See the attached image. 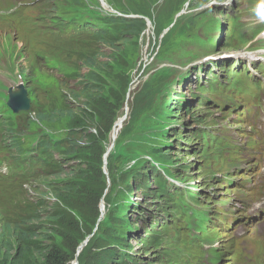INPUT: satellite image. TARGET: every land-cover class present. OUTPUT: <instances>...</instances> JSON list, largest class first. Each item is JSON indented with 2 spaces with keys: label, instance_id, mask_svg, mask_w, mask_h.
Segmentation results:
<instances>
[{
  "label": "trees",
  "instance_id": "trees-1",
  "mask_svg": "<svg viewBox=\"0 0 264 264\" xmlns=\"http://www.w3.org/2000/svg\"><path fill=\"white\" fill-rule=\"evenodd\" d=\"M132 1L134 2L127 0L128 5L122 6L120 11L125 14H144L150 18V7L157 0H149L150 5L144 8L138 6H143L147 0H139L140 3L134 2V5ZM177 3V0H172V4L166 6L165 3L161 6H166L167 13L159 12L155 18L154 26L158 36L171 24L174 15L179 11L174 6ZM85 7L83 0H63L59 5V16H53L57 7L51 8L48 13L49 20L59 31L49 32L53 43L50 54L59 56L58 69L62 77L59 81L54 75L46 72L45 82L40 86L43 88L41 98H38L34 88L30 89V110L17 114L9 112L8 119L4 122L8 132L7 148L11 155L8 162L11 165V173L0 176V264H68L75 258L78 246L86 238L87 242L77 256V264H123V261L125 264H139L131 261L134 255L126 253L130 246L125 236L130 227L121 216L122 204L112 205L110 199L109 203L114 209L110 211L105 223H97L100 202L107 195L103 174L105 143L114 121L119 117L118 111L129 77L124 70L123 77L114 76L112 82L103 78L98 71H104L105 66H100L104 62L97 59L99 52L95 46L102 40L117 36V42L105 41V44L114 47L120 42L126 43L129 39L136 43L135 39H138L146 25L143 19L103 17L95 14L99 23L94 24L91 29H84L85 34L81 36V31L70 30H73L77 23H81L80 28L89 24L82 12ZM179 20L163 36L166 42L177 29L185 34L190 26L193 27L191 21V24H177ZM80 46L94 52L87 56L88 51L86 56L80 59L81 64L88 68L81 75L75 71L73 63ZM114 49L115 52L120 50L117 47ZM133 56L136 58L135 54ZM53 67L55 64L50 60L48 68ZM79 68L78 65L76 70ZM112 72L114 73L113 69ZM86 74L91 76L87 77ZM158 75H154L151 81H156ZM36 79L39 87V78ZM59 85L67 90L73 100L75 99V107L67 101L61 90L58 94L55 92ZM155 86L150 82L146 83L142 94L136 97L132 113L129 114V125L122 131L116 148L121 155L112 154V161L119 158L124 164L144 154L155 159L162 156L166 149L163 144V139L167 137L166 130L162 126L154 128L153 124H146L143 119V104L148 99L153 102V97L158 93ZM64 118V127L58 128L54 125ZM158 118L159 115H156V119ZM143 135H147L146 140L140 139ZM62 138L63 140H60ZM124 140L130 142L128 148L122 150ZM72 161L78 164L65 169L63 164ZM113 170L118 175L113 185L117 181L126 183L128 179L137 180L140 189L149 190L150 198L156 200L153 196L157 188L143 187L144 182L149 179V173L155 172L149 162L138 160L123 180L119 178V168L113 167ZM143 178L144 182H141ZM25 186L37 195L35 202L26 197L29 194ZM132 188L137 189L135 186ZM49 194L54 198L52 203L44 199ZM158 197L160 198V194ZM167 203L169 199L164 197L161 203L154 205L156 211H164ZM87 227L89 230H86ZM151 233L152 231L147 232L148 237ZM155 244L149 247H156Z\"/></svg>",
  "mask_w": 264,
  "mask_h": 264
},
{
  "label": "rangeland",
  "instance_id": "rangeland-1",
  "mask_svg": "<svg viewBox=\"0 0 264 264\" xmlns=\"http://www.w3.org/2000/svg\"><path fill=\"white\" fill-rule=\"evenodd\" d=\"M18 1L19 0H5L4 6H0V114L2 116H6V112L3 108L4 103L6 104L7 100L6 90L8 87H15L18 83V73L16 70L19 67H21L23 71L33 72L35 75H38L39 78L42 77L39 65L35 61L36 54L44 56L42 44L40 42L41 40H34L31 38V34H33L35 30L39 31L41 39L43 36L40 24H38L33 18L35 14L39 13V10L26 9L24 11V6L18 7ZM196 1L197 0H193L190 3L189 8H191L192 5L193 7L198 6L194 5ZM201 1L205 3L204 7L210 8L212 12H214L212 7L215 3V9L219 8L224 14L227 12L239 13V15L243 17L242 22L244 24L249 27L253 26V22L250 20V8L252 6L250 0H233L232 2H230V0H199V2ZM88 2L89 6L84 10L85 13L99 11L95 0H90ZM110 2L116 7L118 4L121 6L128 5L127 0H110ZM134 2L137 4L140 3L139 0H134ZM134 2L132 1L131 3L134 5ZM162 3L163 0L157 2L154 7V14L156 10L160 8ZM219 3L220 5H218ZM149 5V0H147L143 6L138 7L144 8ZM90 6L94 7L93 10ZM105 9L106 8H101V11H105ZM166 9L167 8L165 7L162 8L160 14L164 11L166 14ZM186 9L187 5L184 6L182 13L189 12V10L186 11ZM214 13L215 16H213V18L216 21L218 19L225 20V18L221 17L217 12ZM204 20L205 15L200 17L199 26L195 28V31H198V33L207 32V28L203 27ZM227 27L228 23L223 22L222 31L227 30ZM190 38H192V33L186 32V34H184V31L181 32L179 29L168 37V40L173 47L170 50V60L173 62H180L179 70L185 74H189V80L195 77V71L198 66H203L207 68V70L211 69V66L209 65L210 62L203 61L206 55L216 57L223 53H227L224 49H220L221 44H219L215 49L213 47L209 49H198L196 60L192 61L193 59H191L186 62V58H182L179 51L182 44H184L187 49L189 48L193 53H196L195 46L188 43V39ZM29 39L31 40L30 44ZM33 42L36 43V46L32 44ZM19 44L23 45L21 49L19 48ZM157 45L158 43L154 37L153 27L145 33L140 48L139 44L134 43L131 39L126 43L120 42L117 46H114L117 47V49H120L116 52L114 47L103 44L101 47L102 50L98 53V56H100V61L104 62L103 64H100V66H105V69L104 71L99 70L98 72L103 78L112 82L114 76L122 78L125 70L126 73L132 75L130 95H133L139 90L140 85L145 79L143 70H134L136 58H134L133 54L138 53L140 49V62H145L147 65L150 62L149 58L152 53L157 51ZM32 46L39 48L35 50ZM243 52L244 54H260L258 51L249 52V50H243ZM112 53L114 54L110 57ZM92 54H94V52L89 51L87 56ZM261 56L262 55L260 54V57ZM161 59L162 58L154 60L149 67L169 63V61ZM227 60L233 61L234 59L229 58L219 61H223L224 63ZM238 61L240 62L239 64L241 67L244 63L250 62L249 60H246V58L238 59ZM198 63L201 64L198 65ZM250 68L252 71H255L252 65ZM112 69L114 70V73L112 72ZM215 72H218V69H216ZM173 73L175 76L180 75L176 70H173ZM158 74L157 78L162 82L164 79H167L168 73ZM201 74L203 75V73ZM200 76H197V82ZM114 85H116L115 82ZM185 85L186 84H184V89L180 91V86L173 84L169 91L174 93L180 92L182 93V97H191L189 88ZM59 90H61L62 94L66 96V99L70 101V104L73 107L77 105L74 104V101H72L65 88L59 85V88H57L55 92L58 94ZM208 97L209 100L206 106L210 108L209 115H211L212 120L207 123L208 125L206 126H208V128H206V130L218 136L225 137L230 144L228 146L229 149L227 148L226 150L228 155L224 157L225 161L223 163L214 159L207 161V167L213 177L210 180L209 185L201 191L203 197L200 200V204L203 209L209 211L208 216L211 221L209 224L211 226L206 223L205 217H203L201 213L190 211L196 222V231L193 230L194 226L193 228H184V222L180 219L178 221V226L182 227L180 233L178 234L175 230L169 229L165 233V236L175 242L176 239L181 238L184 232L189 235L186 234L173 245L167 247L165 252L164 249H161L145 253L140 242L131 239L134 234L130 233L128 241L132 245V252L137 253L136 259L135 257H131L132 261L135 263L140 261L142 264H146L145 262L164 264V262L170 261L169 264H208V262L212 263L213 260H216L220 256L222 250L225 252L228 250V247L231 246L233 252L229 254H224L223 252V255H221L223 258L218 262L219 264H264V251H260V249L264 250V213L261 208H258L263 200L262 196H264V97L259 107H256V104L252 103L253 100H250L241 94H235L232 98L228 99L221 97L216 93L208 95ZM131 99L132 96H130L129 102H131ZM168 103L173 102L169 100ZM175 106V108H178V105ZM152 109V101L148 99L147 110L143 112V119L146 124H153L151 118ZM168 117L173 120L172 115ZM179 120H181V122L183 121V135H187L189 132L194 133L197 130L195 122L189 114L182 113L179 115ZM34 121L37 125L39 124L38 121ZM54 125L58 128L64 127L66 125L65 118L57 121ZM178 127H181V125ZM163 144L166 145L167 142H163ZM179 145L180 146H173L174 151H176L177 147L182 149V152L180 151V154L178 155L179 162L185 160L189 165L191 164L189 177L192 178H188L184 184L190 185L193 188L192 190L197 191L198 186L203 185L202 180L196 174L199 162L193 157L192 153L184 152V148L188 146L187 142L181 141ZM230 147H235L234 153ZM221 149L222 144L217 143V145L211 150L212 155L214 157L220 156ZM112 167L120 168L115 161H112L111 158L108 157L103 165V174L107 185V195L105 199L100 202V216L97 220L99 225L105 223L106 218L109 217L110 211L114 209V207L109 204V200L113 188L112 183L118 178V175L115 174ZM131 169H133V166L130 170ZM5 172L6 169L2 166L0 168V173L4 174ZM228 182H231L229 186ZM235 186L236 188L233 189ZM42 190L45 189L42 188ZM134 196L136 198H141L142 194L140 191L136 190L130 195L131 200H134ZM207 196L212 197L213 199H207ZM26 197L31 201H36V195L30 191L29 195H26ZM44 199L48 200L49 197ZM137 200L139 201L140 199ZM217 200L220 201L216 202ZM250 204L251 206H249ZM142 206L147 210H151L150 207L143 204ZM147 210V215H144L145 218H148L149 213ZM0 213H2L1 207ZM137 217L138 211L134 210L131 222H136L137 220L135 219ZM144 220L145 219L140 220L137 225V231L141 236L145 235V225L149 227L152 226L149 224L151 220H147L146 223ZM191 224L193 225L192 222ZM216 227L218 231L216 230ZM86 230H89V227H87ZM218 240H221L218 244V249L220 251L215 248V243H218ZM207 244H210L212 247L208 251H206L205 248ZM250 244H253L256 249L250 250ZM175 251H178V254H175ZM237 252L238 255L236 257ZM207 258H209V261H207Z\"/></svg>",
  "mask_w": 264,
  "mask_h": 264
},
{
  "label": "bare ground",
  "instance_id": "bare-ground-1",
  "mask_svg": "<svg viewBox=\"0 0 264 264\" xmlns=\"http://www.w3.org/2000/svg\"><path fill=\"white\" fill-rule=\"evenodd\" d=\"M160 1V0H159ZM136 41V43H138L139 44V46H140V43L138 42V40H135ZM3 43V42H2ZM6 44V43H5ZM140 48V47H139ZM58 52H59V50H58ZM139 52H140V49H139ZM100 53V52H99ZM140 55H141V52H140ZM86 56V55H85ZM144 56V55H143ZM89 59V58H88ZM87 60V59H86ZM85 61V60H84ZM98 61V60H97ZM2 62V61H1ZM63 62V61H62ZM145 63V62H144ZM68 65V64H67ZM87 65V64H86ZM89 65V64H88ZM73 66V65H72ZM50 67V66H49ZM91 67V66H90ZM215 70H216V68L215 69H213V71H211V72H215ZM88 75L89 76H91L90 74H86V76L88 77ZM18 78V77H17ZM89 79H90V77H89ZM183 89V88H182ZM182 89H180V91L182 90ZM180 92H178V93H176V98H175V100L173 101V105H177V104H180L179 102L181 101V99H180ZM77 99V98H76ZM75 100V99H74ZM230 102V101H229ZM127 105H128V101H126V104H125V107H127ZM179 106V105H178ZM78 109V108H77ZM124 111H125V109H124ZM75 113V112H74ZM28 120V119H27ZM30 120V119H29ZM31 121V120H30ZM123 118H121V119H119L118 120V122L115 124V126H114V128H113V132H112V135L113 136H116L117 135V133L119 132V130H120V127H121V125H122V123H123ZM162 130V129H161ZM69 136H71V135H69ZM126 137V136H125ZM124 137V138H125ZM69 138V137H68ZM129 138V137H128ZM146 138H147V135H143V136H141L140 137V139L141 140H146ZM60 140H63V138L62 139H60ZM69 143V142H68ZM67 144V143H66ZM76 144V143H75ZM78 145V144H77ZM81 145V144H80ZM73 146V145H72ZM84 147V146H83ZM92 147H94V146H92ZM86 149V148H85ZM121 149V148H120ZM112 147H110V149H108V152H105V156H104V158H108L109 157V154H110V152L112 153V154H116V155H121V153H119L116 149H113L112 151ZM81 151H84V150H81ZM50 152V151H49ZM53 152V151H52ZM83 153V152H82ZM86 154V153H85ZM122 154H123V152H122ZM84 156V155H83ZM57 159H58V157H57ZM77 159V158H76ZM72 160V159H71ZM118 161H120V159L118 158L117 159ZM37 162V161H36ZM58 162V161H57ZM78 164V162H76L75 163V165L74 166H76ZM81 164V163H80ZM61 168V167H60ZM131 168V167H130ZM130 168H127V169H125V168H119V170H118V172H119V174H120V179L121 180H123L124 179V177H125V175H126V173L130 170ZM70 169V168H69ZM62 170V169H61ZM73 172V171H72ZM0 176H3V174H1L0 173ZM15 177V176H14ZM17 177V176H16ZM258 178V177H257ZM143 181H141V182H144V178L142 179ZM119 182L117 181V183L116 184H114L113 185V188L114 187H117V184H118ZM63 186V185H62ZM65 189V188H64ZM120 196H122V197H124V200L122 201V205L123 206H126V207H132V206H135L139 211H140V213H143V214H146V212H144V210H143V207H142V205L140 204V202H138V201H135V200H131L130 198H129V194H128V192L126 191V186L124 185V184H120V186H119V188H118V191H117V197H118V199H120ZM249 206H251V204L249 205ZM249 208V207H248ZM66 211V210H65ZM249 211V210H248ZM169 218H172V217H169ZM252 220V219H251ZM46 225V224H45ZM49 226V225H48ZM48 229H52V228H48ZM237 229V228H236ZM239 231V230H238ZM157 232V228H156V226L152 229V233L150 234V237L151 238H153V235L155 234ZM260 232V231H259ZM132 240H133V238H131ZM128 243V245L129 246H131V243L128 241L127 242ZM97 248V247H96ZM100 249V248H99ZM111 249V248H110ZM243 249V248H242ZM114 250V249H113ZM96 252V251H95ZM97 252H99V251H97ZM118 252H120V251H118ZM75 253V252H74ZM245 253V252H244ZM113 254V253H112ZM117 254V253H116ZM120 254H121V252H120ZM142 254V253H141ZM248 254V253H247ZM127 256V255H126ZM248 256V255H247ZM128 257V256H127ZM111 258V257H110ZM113 258V257H112ZM116 258H117V256H116ZM118 258H119V256H118ZM121 258H122V255H121ZM219 258V257H218ZM217 258V259H218ZM135 259H136V257H135ZM117 260V259H116ZM134 260V259H133ZM108 261H109V258H108ZM123 261V260H122ZM132 261V260H131ZM137 261V260H136ZM144 261V260H143ZM116 262V261H115ZM118 262H119V260H118ZM117 262V263H118ZM125 261H123V264H125L124 263ZM120 263V262H119ZM69 264H76V261L75 260H73V261H71ZM160 264V263H159ZM219 264V263H218ZM221 264V263H220Z\"/></svg>",
  "mask_w": 264,
  "mask_h": 264
},
{
  "label": "clouds",
  "instance_id": "clouds-1",
  "mask_svg": "<svg viewBox=\"0 0 264 264\" xmlns=\"http://www.w3.org/2000/svg\"><path fill=\"white\" fill-rule=\"evenodd\" d=\"M100 56H97V59L100 61ZM130 81V80H129ZM128 81V82H129ZM127 89V88H126ZM125 95L126 94H124V97H125ZM145 107V103L143 104V107L142 108H144ZM132 108H133V105L131 106V108H130V110H131V112H130V114L132 113ZM126 115H127V112H126ZM119 119H121V118H119ZM119 119H117V120H115L114 121V123H113V126H112V130H113V128H114V126H115V124L118 122V120ZM123 123H122V125H121V127H120V130H119V132L117 133V135L121 138V134H122V131L124 130V128L125 127H127L128 125H129V121H127V123L125 124V120H126V118L124 117L123 118ZM163 142H165L164 140H163ZM166 146V145H165ZM164 146V147H165ZM104 156H105V153L103 154V163H104V161H105V158H104ZM148 158H151L149 155H146V154H144V155H141V157H139V158H137V159H130V160H128L127 161V163H130V164H136V162L138 161V160H140V159H144V160H146V159H148ZM76 163V161H72V162H68V163H65V164H63V166H64V168L65 169H68V168H70V166H72V165H74ZM45 189V188H44ZM44 191H46V189L44 190ZM47 192H49V191H47ZM33 193V192H32ZM35 194V193H34ZM47 197H49V199L47 200V202H50V203H52L53 201H54V198L49 194V195H47L45 198H47ZM99 207H100V205H99ZM130 210V209H129ZM131 212H132V210H130ZM99 213H100V211H99ZM99 216H100V214H99ZM132 216V214L130 213V217ZM130 217H128V219L129 220H131L130 219ZM1 219V218H0ZM98 223V222H97ZM129 236H130V233H126V237H125V239H128L129 238ZM85 242V244H86V242H87V238H86V240L85 241H83L82 243H84ZM82 243H80V245L82 244ZM79 245V246H80ZM79 246H78V248H77V251H76V254H75V258L73 259V260H75L76 261V264H77V256H78V254H79V252L81 251V249H79ZM83 247V246H82ZM77 252H78V254H77ZM71 262V261H70ZM69 262V263H70ZM68 263V264H69Z\"/></svg>",
  "mask_w": 264,
  "mask_h": 264
},
{
  "label": "water",
  "instance_id": "water-1",
  "mask_svg": "<svg viewBox=\"0 0 264 264\" xmlns=\"http://www.w3.org/2000/svg\"><path fill=\"white\" fill-rule=\"evenodd\" d=\"M7 105L15 113L29 110L30 100L27 97V91L25 90L23 85H19L16 91H12V89H9V100ZM84 245L85 242L79 246V249H81Z\"/></svg>",
  "mask_w": 264,
  "mask_h": 264
}]
</instances>
